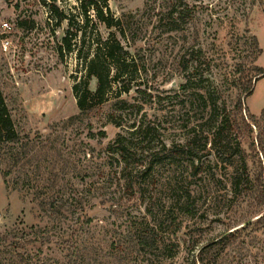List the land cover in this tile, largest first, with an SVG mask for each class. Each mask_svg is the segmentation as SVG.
<instances>
[{
    "label": "rangeland",
    "instance_id": "1",
    "mask_svg": "<svg viewBox=\"0 0 264 264\" xmlns=\"http://www.w3.org/2000/svg\"><path fill=\"white\" fill-rule=\"evenodd\" d=\"M81 1L57 0L59 22L52 0H0V85L22 137L0 151V264H264V230L209 247L258 218L247 187L232 186L243 161L256 170L257 126L232 164L211 143L201 159L163 150L192 135L202 148L239 99L246 116L261 115L264 74L252 95L244 90L264 67V0H107L124 36L93 11L87 26ZM112 31L134 54L132 90L81 113L73 88L96 39ZM67 36L73 48L62 58ZM141 121L150 132L125 164L109 146ZM190 188L192 213L183 208ZM149 231L159 248L140 242Z\"/></svg>",
    "mask_w": 264,
    "mask_h": 264
},
{
    "label": "trees",
    "instance_id": "2",
    "mask_svg": "<svg viewBox=\"0 0 264 264\" xmlns=\"http://www.w3.org/2000/svg\"><path fill=\"white\" fill-rule=\"evenodd\" d=\"M56 2L57 0H52L51 8L58 17L59 22H62L67 17L64 13L60 12ZM262 4L264 6V1ZM81 6L84 15L87 17V26L90 23V17L93 11L99 22L103 23L109 29L119 28L118 30L124 36L123 29L120 27L122 21L117 19L111 12L107 0H82ZM70 24L74 25V19L70 21ZM68 34L71 35V32H68ZM76 37L77 33H75V38ZM254 40L255 44L259 45V41L256 37ZM72 46L70 36L65 37L63 39V44L59 46V53L62 58H65L66 49L72 51ZM134 59V54L131 49L118 38L115 32L112 31L107 38L98 37L96 39L93 56L89 60H86L87 77L84 81L77 82L73 88L80 112L86 113L92 110L95 103H103L111 98L112 95L120 98L121 94L129 93L133 87V74L138 71ZM252 71L254 76H248L246 80L247 83L244 90L246 95L253 94V80L257 79L258 75L264 74V67L256 65L253 67ZM92 78H95L97 81L95 91H92L90 88V81ZM121 102L126 103V101ZM244 111V101L239 99L230 117L223 119L221 123L217 125L212 133V137L206 136L204 146L200 149L195 145L196 137L193 135L185 143L174 144L171 147L165 146L163 149L171 153L185 154L194 159H201V152H203L204 148H207L208 143H211V149L216 157L222 161H229V164H232L241 150L240 140L243 135L246 132H254V125L259 129L256 139L250 147L252 150L250 154L255 159V172L252 174L248 168L247 162L243 161L244 174H239V171H237L236 174H233L232 180L233 192L235 194L239 193L240 187L245 185L247 187V192H250V196H253L257 201L255 216L258 218L254 221L253 219L248 221L243 227V230L237 229L233 232L224 234L216 243L210 245V248L219 245H223L226 248L232 245L242 236L244 229L251 228L252 231L255 232L264 230V133L261 128L262 121L264 120V109L259 117L255 114L246 116ZM114 122L117 126H122V123ZM150 128L151 126L145 121H141L139 125L134 123L131 129H129V135H124L122 133L118 134L117 139L110 144L109 149L119 156V161L123 160L125 164H128L129 159L132 157V153L136 150L134 140L138 135L146 136L150 132ZM21 141V134L16 128L13 115L0 85V151L8 144H17ZM193 167L194 174L198 175V166L194 164ZM153 168V166L146 167L144 173L152 172ZM192 198L193 191L190 188L187 191L186 201L183 206L188 213H192L195 210L191 201ZM50 206H52L53 209L58 208L57 210H60V206L56 205V202L47 203L46 201H41V207L44 210H48ZM89 223L90 219L87 215V224ZM78 236V230L74 231L68 242L77 240ZM154 237L155 236L149 231L146 234H142L140 242L149 248H159L160 241ZM1 238L0 236V242ZM205 249L202 251L204 252ZM195 264H197V260Z\"/></svg>",
    "mask_w": 264,
    "mask_h": 264
},
{
    "label": "built area",
    "instance_id": "3",
    "mask_svg": "<svg viewBox=\"0 0 264 264\" xmlns=\"http://www.w3.org/2000/svg\"><path fill=\"white\" fill-rule=\"evenodd\" d=\"M4 27H7V28L9 27L8 22H5V23H4Z\"/></svg>",
    "mask_w": 264,
    "mask_h": 264
}]
</instances>
